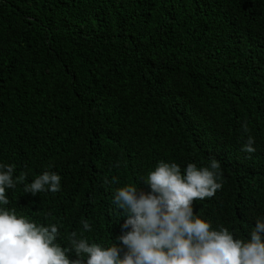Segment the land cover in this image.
Wrapping results in <instances>:
<instances>
[{"label":"trees","instance_id":"trees-1","mask_svg":"<svg viewBox=\"0 0 264 264\" xmlns=\"http://www.w3.org/2000/svg\"><path fill=\"white\" fill-rule=\"evenodd\" d=\"M211 157L222 188L193 214L247 242L264 217V0H0V165L27 173L0 209L57 224L62 248L72 231L110 247L118 188ZM46 170L61 190L25 193Z\"/></svg>","mask_w":264,"mask_h":264},{"label":"clouds","instance_id":"clouds-1","mask_svg":"<svg viewBox=\"0 0 264 264\" xmlns=\"http://www.w3.org/2000/svg\"><path fill=\"white\" fill-rule=\"evenodd\" d=\"M242 128L248 132L247 121ZM254 144L248 136L241 149L248 158L256 151ZM14 168L0 165V204L8 205L6 190L27 177L22 172L14 179ZM220 169L215 157L208 167L189 163L183 172L178 164L161 160L143 180L149 193H138L131 185L118 188L113 203L123 213L119 231L114 232L117 244L110 247L89 244L82 233L78 237L72 231L70 247L62 248L54 243L60 234L57 224L37 226L0 209V264H264V217L256 220L245 242L234 239L223 226L213 230L209 222L193 214L194 201L211 198L222 188ZM60 190V175L47 170L24 186V192L33 196ZM82 224L84 231H91L87 219L82 218Z\"/></svg>","mask_w":264,"mask_h":264}]
</instances>
